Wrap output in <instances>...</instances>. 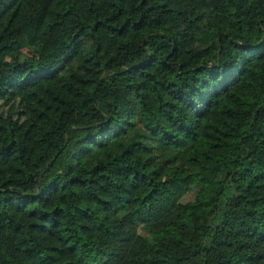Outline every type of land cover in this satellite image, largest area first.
I'll use <instances>...</instances> for the list:
<instances>
[{
    "label": "trees",
    "instance_id": "16d2710c",
    "mask_svg": "<svg viewBox=\"0 0 264 264\" xmlns=\"http://www.w3.org/2000/svg\"><path fill=\"white\" fill-rule=\"evenodd\" d=\"M0 264H264V0H0Z\"/></svg>",
    "mask_w": 264,
    "mask_h": 264
}]
</instances>
